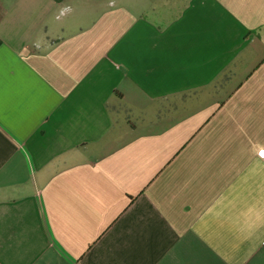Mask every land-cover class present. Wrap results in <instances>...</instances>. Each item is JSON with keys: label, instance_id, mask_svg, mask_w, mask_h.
Wrapping results in <instances>:
<instances>
[{"label": "crops", "instance_id": "0c3cea01", "mask_svg": "<svg viewBox=\"0 0 264 264\" xmlns=\"http://www.w3.org/2000/svg\"><path fill=\"white\" fill-rule=\"evenodd\" d=\"M264 0H0V264H264Z\"/></svg>", "mask_w": 264, "mask_h": 264}, {"label": "rangeland", "instance_id": "374dc122", "mask_svg": "<svg viewBox=\"0 0 264 264\" xmlns=\"http://www.w3.org/2000/svg\"><path fill=\"white\" fill-rule=\"evenodd\" d=\"M260 153V152H259ZM260 154L264 155V152H261Z\"/></svg>", "mask_w": 264, "mask_h": 264}]
</instances>
